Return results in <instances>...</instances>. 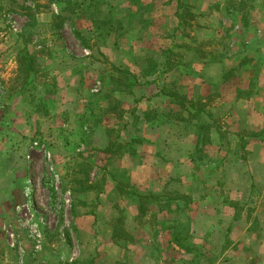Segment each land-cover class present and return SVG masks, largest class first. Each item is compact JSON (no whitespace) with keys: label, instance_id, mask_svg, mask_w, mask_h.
I'll list each match as a JSON object with an SVG mask.
<instances>
[{"label":"rangeland","instance_id":"374dc122","mask_svg":"<svg viewBox=\"0 0 264 264\" xmlns=\"http://www.w3.org/2000/svg\"><path fill=\"white\" fill-rule=\"evenodd\" d=\"M91 262L264 264V0H0V264Z\"/></svg>","mask_w":264,"mask_h":264},{"label":"crops","instance_id":"0c3cea01","mask_svg":"<svg viewBox=\"0 0 264 264\" xmlns=\"http://www.w3.org/2000/svg\"><path fill=\"white\" fill-rule=\"evenodd\" d=\"M158 68H159V67H158ZM154 74H156V72L153 73V75H154ZM157 94H158V95H155V96H157V97H158V96H161V97H164L165 99H170V97H169L168 95L165 96V95H163L164 93H162V92H160V93L157 92ZM145 123H147V122H145ZM134 125H135V124H134ZM127 127H133V126L128 125Z\"/></svg>","mask_w":264,"mask_h":264},{"label":"trees","instance_id":"16d2710c","mask_svg":"<svg viewBox=\"0 0 264 264\" xmlns=\"http://www.w3.org/2000/svg\"><path fill=\"white\" fill-rule=\"evenodd\" d=\"M90 264H93V262H91Z\"/></svg>","mask_w":264,"mask_h":264}]
</instances>
